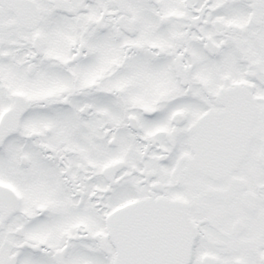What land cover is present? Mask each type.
<instances>
[{
	"label": "snow or ice",
	"instance_id": "obj_1",
	"mask_svg": "<svg viewBox=\"0 0 264 264\" xmlns=\"http://www.w3.org/2000/svg\"><path fill=\"white\" fill-rule=\"evenodd\" d=\"M0 264H264V0H0Z\"/></svg>",
	"mask_w": 264,
	"mask_h": 264
}]
</instances>
